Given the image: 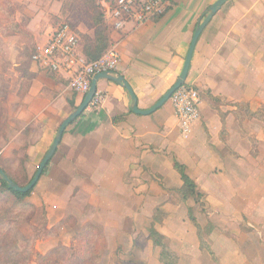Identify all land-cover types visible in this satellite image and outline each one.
Wrapping results in <instances>:
<instances>
[{
	"label": "crops",
	"instance_id": "crops-1",
	"mask_svg": "<svg viewBox=\"0 0 264 264\" xmlns=\"http://www.w3.org/2000/svg\"><path fill=\"white\" fill-rule=\"evenodd\" d=\"M216 1L170 0L163 15L129 20L111 31L121 53L112 74L129 82L139 109L151 108L175 84L195 30ZM46 15L39 10L31 18L26 29L34 36H4L12 82L2 102L10 138L0 141V154L20 162L22 153L30 168L38 167L62 122L86 96L71 89L66 76L33 60L20 66L25 42H44L57 27ZM185 84L201 96L200 117L188 138L171 100L151 114L136 113L122 84L97 81L101 106L87 107L66 128L32 192L48 228L70 218L80 230L104 222L123 233L137 225L140 233L160 213L154 227L167 237L178 264H264V119L250 115L264 108V0H228L222 6L196 43ZM118 116L123 119L116 122ZM175 160L186 165L202 193L199 202L184 201L176 191L183 180ZM190 209L208 230L210 248L202 247ZM74 226L64 224L60 236L42 239L38 249L68 241ZM146 242L153 254L144 251V259L163 264L160 247Z\"/></svg>",
	"mask_w": 264,
	"mask_h": 264
},
{
	"label": "rangeland",
	"instance_id": "rangeland-1",
	"mask_svg": "<svg viewBox=\"0 0 264 264\" xmlns=\"http://www.w3.org/2000/svg\"><path fill=\"white\" fill-rule=\"evenodd\" d=\"M98 4L100 1L97 0ZM101 5V4H100ZM42 10L46 19L50 20V24L58 26L62 22H69L74 28H76L81 35V45L84 44L83 36H93L94 28L92 24V18L90 15V10L85 3V0H22L19 2H14L13 0H0V141L10 138V134L4 133V121L6 119V114L3 109V100L9 93L10 83L12 82V72L9 70L12 62L10 57V47L4 41V36L10 33H17L19 36H34L32 33L26 29L27 25L30 23L31 18L36 16ZM18 18V21H15ZM41 20L43 15H41ZM41 43V42H40ZM37 43L35 41L27 40L21 51L22 57L18 59L20 66H26L30 60H32V54L35 50ZM9 48V49H8ZM17 59V58H16ZM180 144L183 143L182 138L179 137ZM20 162L12 161L10 157H3L0 154V167L5 168V170L14 177L21 186H24L30 182L34 176L38 167L30 168L26 157L24 154H17ZM40 164V163H39ZM39 166V165H38ZM35 189V188H34ZM34 191V190H33ZM11 197L0 196V212L4 208H9L13 200ZM27 202H32V193L26 198ZM18 206V207H17ZM13 211V216L15 219L14 229L21 233V236H17L18 245L20 249L25 251L29 248V242L32 243V247L35 251L40 254H45L51 248L58 246L59 244L71 247L75 245V236L77 234L83 233L89 225L80 230L78 226H74L75 221L73 219L65 220L62 223L48 228L45 213H42V209L37 211L36 206L34 209L32 207L17 205ZM148 219L146 225L138 233L139 227L131 225V227H125L126 233L117 232L113 227H107L104 222H97L100 231H102L106 237V248L102 252L99 260V264H149L143 257L144 251L148 249L147 239L150 234V228L154 226L156 220L162 219L160 213ZM104 220V218H103ZM120 222V221H119ZM70 224L74 226V232L71 233V238L68 241H58L49 250L42 252L38 249L37 243L44 238L53 237L55 235L60 236L62 227L64 224ZM116 224L118 222L116 221ZM117 226V225H116ZM115 226V228H116ZM208 228V227H207ZM145 229V230H144ZM142 232H145L142 237ZM208 230H204V237ZM135 240H133L134 236ZM146 235L148 236L146 238ZM170 246V243L168 241ZM42 247V246H41ZM171 248V247H170ZM159 250H161L159 248ZM68 253V250L64 252ZM152 253V252H151ZM155 253V252H154ZM153 254V253H152ZM160 254V251H159ZM29 261H28V259ZM151 259V258H150ZM28 261V262H27ZM18 264H37V256L34 254L31 257L25 255L20 263Z\"/></svg>",
	"mask_w": 264,
	"mask_h": 264
},
{
	"label": "built area",
	"instance_id": "built-area-1",
	"mask_svg": "<svg viewBox=\"0 0 264 264\" xmlns=\"http://www.w3.org/2000/svg\"><path fill=\"white\" fill-rule=\"evenodd\" d=\"M104 17L111 30L124 28L129 20L139 22L163 15L170 0H99ZM81 35L69 22L60 23L46 41L37 43L32 60L53 73L66 76L69 87L75 92L87 94L94 75L115 72L121 62V53L113 44L97 59H89L81 51ZM104 100L101 92H96L88 108L97 110ZM180 131L185 138L192 132L200 117V91L193 85L184 84L171 97Z\"/></svg>",
	"mask_w": 264,
	"mask_h": 264
},
{
	"label": "trees",
	"instance_id": "trees-1",
	"mask_svg": "<svg viewBox=\"0 0 264 264\" xmlns=\"http://www.w3.org/2000/svg\"><path fill=\"white\" fill-rule=\"evenodd\" d=\"M85 3L91 12L94 37L83 36L84 53L89 59H97L112 46V30L104 17L103 8L98 4L97 0H85ZM250 115L264 119V108L256 112H250ZM121 119H123V116H118L115 118V121L117 122ZM51 160L45 167L44 173L48 169ZM174 165L181 174L183 180V185L176 190L180 194L182 200L187 201L189 198L193 197L196 202H199L202 193L198 190L195 181L187 174L186 165L178 160L174 161ZM3 169L5 170V168ZM7 174L18 183L10 173L7 172ZM34 188L28 192L17 191L11 188L0 174V196L11 197V200H13L12 203H14L11 204L9 208H4L0 212V264H18L25 255L31 257L34 254L37 256V264H99L100 257L106 248L107 241L104 233L94 224H90L83 233L77 234L74 239L76 244H73L71 247L59 244L51 248L45 254H40L35 251V248L32 247V243L29 242L28 249H25V251L20 249L16 237L21 236V233L14 229L15 219L12 215V209L17 205H24L34 209V204L26 201V198L31 195ZM189 213L191 219L198 227L202 247L210 248L205 240L204 231L197 223L191 209ZM149 237L152 239L154 245L160 247L159 257L163 264H178V255L170 248L168 239L165 235L152 226L150 228ZM66 250H68V253L65 254L64 252Z\"/></svg>",
	"mask_w": 264,
	"mask_h": 264
},
{
	"label": "water",
	"instance_id": "water-1",
	"mask_svg": "<svg viewBox=\"0 0 264 264\" xmlns=\"http://www.w3.org/2000/svg\"><path fill=\"white\" fill-rule=\"evenodd\" d=\"M227 1L228 0H217L214 4H212L208 8L204 20L197 26V28L195 30L193 39H192L191 44H190L188 54L186 56L185 64H184V67H183V70H182L180 76L178 77L175 84L158 100V102H156V104H154L151 108L146 109V110L139 109L137 96H136L133 88L129 84V82L127 80H125V78L123 76H121L120 74L113 75L112 73H109V72H102V73L97 74L92 79L91 87H90L89 91L87 92L85 99L83 100L82 104L74 112H72L60 125L58 132H57V135L54 139V142L52 143L50 149L48 150V152L46 153V155L42 159V161L39 164L34 176L32 177V179L30 180V182L28 184L21 186L16 181H14L3 168L0 167V174L6 180L8 185L11 188H13L17 191H20V192H28L32 188H34V186H36L39 179L41 178V176L44 173L45 167L47 166L49 161L52 159V157L55 155L66 128L74 120H76L77 117H79L84 112V110L88 107L89 103L92 101L93 97L95 96V94L97 92V81L99 79L108 78V79H112V80L122 84L129 91V93L131 95V100H132L131 107H132V110L135 111L136 113L151 114V113L155 112L156 110H158L159 108H161L167 101H169L171 99L173 94L181 86H183L185 84L186 78H187L189 70H190L195 46H196V43H197L201 33L203 32L204 28L208 25V23L211 21L213 16L222 8V6Z\"/></svg>",
	"mask_w": 264,
	"mask_h": 264
}]
</instances>
